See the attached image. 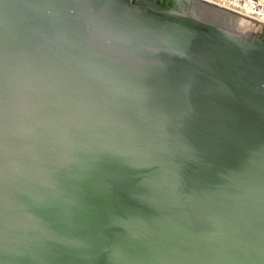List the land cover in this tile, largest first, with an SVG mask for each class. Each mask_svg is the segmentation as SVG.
Masks as SVG:
<instances>
[{"label":"water","instance_id":"1","mask_svg":"<svg viewBox=\"0 0 264 264\" xmlns=\"http://www.w3.org/2000/svg\"><path fill=\"white\" fill-rule=\"evenodd\" d=\"M238 19L0 0V264H264V28Z\"/></svg>","mask_w":264,"mask_h":264},{"label":"built area","instance_id":"2","mask_svg":"<svg viewBox=\"0 0 264 264\" xmlns=\"http://www.w3.org/2000/svg\"><path fill=\"white\" fill-rule=\"evenodd\" d=\"M243 19L250 24L254 37L264 28V0H200Z\"/></svg>","mask_w":264,"mask_h":264},{"label":"bare ground","instance_id":"3","mask_svg":"<svg viewBox=\"0 0 264 264\" xmlns=\"http://www.w3.org/2000/svg\"><path fill=\"white\" fill-rule=\"evenodd\" d=\"M237 22H238V25H236L237 35H239L243 38H246V39H250L255 35L254 32H252V29H250V27H251L250 24L246 23L245 20L239 18L237 20Z\"/></svg>","mask_w":264,"mask_h":264},{"label":"rangeland","instance_id":"4","mask_svg":"<svg viewBox=\"0 0 264 264\" xmlns=\"http://www.w3.org/2000/svg\"><path fill=\"white\" fill-rule=\"evenodd\" d=\"M253 37H254V36H253ZM253 37H252V38H253Z\"/></svg>","mask_w":264,"mask_h":264}]
</instances>
